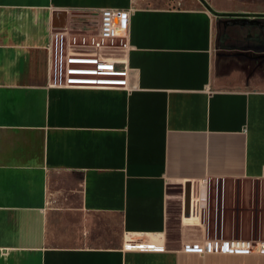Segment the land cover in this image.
I'll return each instance as SVG.
<instances>
[{
	"label": "crops",
	"instance_id": "0c3cea01",
	"mask_svg": "<svg viewBox=\"0 0 264 264\" xmlns=\"http://www.w3.org/2000/svg\"><path fill=\"white\" fill-rule=\"evenodd\" d=\"M103 9L133 88H50L51 28ZM204 180L237 185L218 236L264 242V0H0V264H264L183 251Z\"/></svg>",
	"mask_w": 264,
	"mask_h": 264
},
{
	"label": "built area",
	"instance_id": "2783aa9c",
	"mask_svg": "<svg viewBox=\"0 0 264 264\" xmlns=\"http://www.w3.org/2000/svg\"><path fill=\"white\" fill-rule=\"evenodd\" d=\"M129 21L130 13L127 10L103 9L97 14L85 15L83 23L72 25L70 29L52 27L48 45V86L54 89L131 90ZM209 182L202 181L199 188L205 189ZM200 199L201 196L194 201L192 199L191 210L194 209V213L205 207L200 208ZM204 199L203 203L206 204L208 195ZM124 248L140 251L158 249L154 244L132 243L125 244ZM183 251L197 254H264V242L223 239L215 229L213 238L207 239L202 246L185 245Z\"/></svg>",
	"mask_w": 264,
	"mask_h": 264
},
{
	"label": "rangeland",
	"instance_id": "374dc122",
	"mask_svg": "<svg viewBox=\"0 0 264 264\" xmlns=\"http://www.w3.org/2000/svg\"><path fill=\"white\" fill-rule=\"evenodd\" d=\"M237 185L230 183L228 181L224 182V181H210L207 185H206V191L208 193V199H207V203H203V205H205V207L202 209V212L200 211V216H201V220L202 223L206 224V227L208 230V234L210 233V235H214L215 229L218 232V235H221L222 233V225L218 224L217 225V216L220 214L218 211V207L216 206V199H217V191L218 189H229L231 187H235ZM195 190L197 188H199V185H194L193 187ZM229 209V208H228ZM202 213V214H201ZM173 221V220H171ZM170 229H175V226L170 227ZM171 235L174 233L173 230L170 231ZM235 236V235H233ZM240 239H245V240H249L247 238H241Z\"/></svg>",
	"mask_w": 264,
	"mask_h": 264
},
{
	"label": "water",
	"instance_id": "95a60500",
	"mask_svg": "<svg viewBox=\"0 0 264 264\" xmlns=\"http://www.w3.org/2000/svg\"><path fill=\"white\" fill-rule=\"evenodd\" d=\"M229 17H230V16H229ZM236 18H242V17H236ZM186 196H188V194H187Z\"/></svg>",
	"mask_w": 264,
	"mask_h": 264
},
{
	"label": "bare ground",
	"instance_id": "6f19581e",
	"mask_svg": "<svg viewBox=\"0 0 264 264\" xmlns=\"http://www.w3.org/2000/svg\"><path fill=\"white\" fill-rule=\"evenodd\" d=\"M192 222V221H191Z\"/></svg>",
	"mask_w": 264,
	"mask_h": 264
}]
</instances>
